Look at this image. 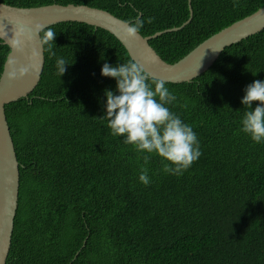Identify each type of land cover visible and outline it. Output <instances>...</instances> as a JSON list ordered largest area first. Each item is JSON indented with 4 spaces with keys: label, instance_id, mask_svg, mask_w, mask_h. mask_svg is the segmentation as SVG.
Masks as SVG:
<instances>
[{
    "label": "trees",
    "instance_id": "1",
    "mask_svg": "<svg viewBox=\"0 0 264 264\" xmlns=\"http://www.w3.org/2000/svg\"><path fill=\"white\" fill-rule=\"evenodd\" d=\"M14 7L86 5L144 21V37L189 19L188 0H0ZM190 24L149 43L174 64L264 0H191ZM140 16V17H139ZM152 22L148 23V19ZM36 89L5 107L19 162L18 209L6 264H264V141L241 130L245 88L264 80V30L224 50L190 83L165 86L200 157L182 175L112 134L104 63L132 61L107 31L61 23ZM43 32L41 33V37ZM9 49L0 41V76ZM58 57L68 64L60 76ZM155 81L149 79V82ZM258 106L253 102L252 107ZM146 168L149 183L139 180Z\"/></svg>",
    "mask_w": 264,
    "mask_h": 264
},
{
    "label": "water",
    "instance_id": "2",
    "mask_svg": "<svg viewBox=\"0 0 264 264\" xmlns=\"http://www.w3.org/2000/svg\"><path fill=\"white\" fill-rule=\"evenodd\" d=\"M189 19L180 27L168 29L144 37L139 34L128 39L122 33L120 18L108 11L86 5L51 4L40 7H14L0 3V41L9 49L0 76V264H6L9 256L14 221L18 209L19 162L5 107L27 98L41 81L45 65L44 48L33 42H25L19 50L11 41L20 28L44 30L61 23H81L102 29L112 35L124 47L130 59L137 63L149 79L165 83H190L207 72L224 50L264 30V6L249 16L213 34L184 58L174 64L166 63L150 45V41L165 33L177 32L190 24L193 17L191 0H188ZM140 17V16H139ZM42 33V32H41ZM40 33V36H41ZM21 67L28 70L23 75L9 79L8 73Z\"/></svg>",
    "mask_w": 264,
    "mask_h": 264
},
{
    "label": "clouds",
    "instance_id": "3",
    "mask_svg": "<svg viewBox=\"0 0 264 264\" xmlns=\"http://www.w3.org/2000/svg\"><path fill=\"white\" fill-rule=\"evenodd\" d=\"M152 18L148 19V23ZM122 33L128 39H135L143 27L144 21L137 19L134 22L120 21ZM44 26H35L34 29L20 28L12 39V47L19 50L25 42H33L52 56L53 40L56 32L52 28L44 30ZM43 32V36L40 33ZM67 61L58 57L56 67L60 76L66 71ZM26 67L8 73L9 79L27 72ZM101 76L114 78L116 90H105V112L102 117L108 122L112 134L125 137L124 142L133 145L138 151L146 152L144 156L147 164L150 156L155 154L164 161L163 171L172 175H182L201 155L200 145L191 126L184 123L179 116L171 112L167 105L176 97L165 86L162 80L149 82L148 75L135 62L111 66L104 63ZM253 102L258 106L252 107ZM241 104L248 111L244 112L241 120V130L255 143L264 141V80H255L245 88ZM139 180L147 185L149 181L146 168L141 169Z\"/></svg>",
    "mask_w": 264,
    "mask_h": 264
}]
</instances>
